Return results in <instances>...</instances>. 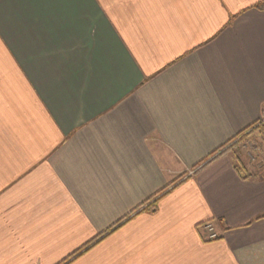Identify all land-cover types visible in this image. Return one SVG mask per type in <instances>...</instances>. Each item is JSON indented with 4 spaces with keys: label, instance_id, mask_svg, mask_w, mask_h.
<instances>
[{
    "label": "crops",
    "instance_id": "crops-1",
    "mask_svg": "<svg viewBox=\"0 0 264 264\" xmlns=\"http://www.w3.org/2000/svg\"><path fill=\"white\" fill-rule=\"evenodd\" d=\"M262 120L264 0H0V264H264Z\"/></svg>",
    "mask_w": 264,
    "mask_h": 264
},
{
    "label": "rangeland",
    "instance_id": "rangeland-1",
    "mask_svg": "<svg viewBox=\"0 0 264 264\" xmlns=\"http://www.w3.org/2000/svg\"><path fill=\"white\" fill-rule=\"evenodd\" d=\"M262 127L264 132V126L262 125ZM256 136L258 135L251 137L250 133H248L239 141L238 139L234 140L232 143L226 145L227 147L225 149L229 148L226 152L237 155L239 160H244L247 164L264 163V142L262 143V140ZM232 144L234 145L231 146Z\"/></svg>",
    "mask_w": 264,
    "mask_h": 264
},
{
    "label": "trees",
    "instance_id": "trees-1",
    "mask_svg": "<svg viewBox=\"0 0 264 264\" xmlns=\"http://www.w3.org/2000/svg\"><path fill=\"white\" fill-rule=\"evenodd\" d=\"M262 5H263V2L260 3V4H258V5H256L255 8H261ZM249 129H251V128H248V129L244 130V132H241L240 134H238L237 136H235L234 138H232L229 142L226 143V145L232 143V142H233L234 140H236V139H238V141H239L241 138H243L244 135H246L245 132L248 131ZM253 129H254V130H256V129H262V130H263V127H262V125H261V122H258L257 125H256V127L253 128ZM238 141H237V142H238ZM234 144H235V143H234ZM234 144H232L231 146H233ZM226 147H227V146H226ZM226 147H225V146L220 147L216 152H214V153L212 154L211 157H213L214 155H217V154L221 155V154L225 153V152L229 149V148H228V149H223V148H226Z\"/></svg>",
    "mask_w": 264,
    "mask_h": 264
},
{
    "label": "built area",
    "instance_id": "built-area-1",
    "mask_svg": "<svg viewBox=\"0 0 264 264\" xmlns=\"http://www.w3.org/2000/svg\"><path fill=\"white\" fill-rule=\"evenodd\" d=\"M261 124L264 126V120L261 121ZM204 229L207 232L208 235V239L210 240H214L218 238V233H216V231L214 230V227L212 226V224H205L204 225Z\"/></svg>",
    "mask_w": 264,
    "mask_h": 264
}]
</instances>
